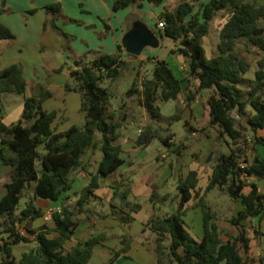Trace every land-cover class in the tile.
<instances>
[{
  "label": "trees",
  "instance_id": "1",
  "mask_svg": "<svg viewBox=\"0 0 264 264\" xmlns=\"http://www.w3.org/2000/svg\"><path fill=\"white\" fill-rule=\"evenodd\" d=\"M155 5H163L158 15L157 25L164 21L160 28L164 36L177 41L173 53L184 55L187 73L197 81V92L210 89L205 104L209 110L210 124L219 127L221 135H228L232 140L230 152L221 153L209 176L207 185L199 188V172L190 170L179 179L181 191L180 201L175 211L164 216L156 215L148 220L146 226L153 233L155 264H249L247 256L252 252V238L247 231L224 237L217 222L215 211L206 199L211 189L226 190L233 198L240 199L242 208L231 218L235 226L254 217L260 221L264 218V192L257 182H249L243 174L264 177V155H257L253 160L247 159L249 143L247 141L248 125L254 131L252 144L264 143V136L258 135L264 128V34L259 26L264 19V3L257 0H180L175 8L165 0H148ZM5 6V0H3ZM143 0H116L114 11L127 7H143ZM46 11L52 19L54 29L64 37V48L71 53L70 43L74 35L65 31L56 23V19L64 16L60 2L46 5ZM7 11L0 7V14ZM227 11L228 18L220 30V41L217 54L207 57L204 37L211 31V21L220 12ZM68 21L79 22L77 19L64 16ZM136 20V19H135ZM109 29L110 25L105 24ZM133 24L128 26V30ZM14 32L0 21V39L14 38ZM245 39L263 52L258 59L259 68L255 78H247L250 62L237 50L239 41ZM125 51L122 42L116 53L102 50H90L94 54L89 61L82 57L75 58V66L70 69V76L75 85H67L68 89L80 92L82 111L85 112L83 127L73 125L65 131H58L54 126L56 111H48L43 106L49 92L42 95L26 96L27 81L24 68L20 63L13 64L0 72V95L18 93L24 96L22 117L10 125L0 120V158L5 164L12 166L11 179L6 184L7 191L0 200V250L4 257L0 264H88L96 244L101 242L100 236H92L80 240L72 249L66 247L79 223L78 215L85 206L99 196L103 177L109 176L123 163L122 146L115 141L119 137L117 130L120 122L107 120L108 103L111 92L102 86L105 79L116 80L127 65L122 55ZM126 55L133 56L130 53ZM183 79L179 78L165 59H156L153 74L139 86L137 82L130 88L129 94H140L142 105L155 119L163 118L160 101L175 100L183 89ZM196 92L190 90L189 101L195 98ZM111 117V116H109ZM176 117V116H175ZM112 118V117H111ZM188 125V122H186ZM100 132L102 138L96 139ZM172 146L170 139L173 134L159 135L152 125L142 130L136 143L148 146L154 137ZM43 145L46 152H40ZM100 148L103 157L97 172L92 174L90 181L81 190L75 192V203L63 204L61 211H56L47 223L31 229L33 237L23 234L20 224L28 219L44 217L45 211L36 202L38 198L60 201L65 194L72 191L73 180L70 174L80 165L89 151ZM175 150H178L175 149ZM43 165L40 173L37 161ZM245 162L244 166L240 162ZM35 182V185L33 183ZM113 186L115 195H120L124 208L122 220L132 222V212L142 208L139 202L128 199L131 189ZM30 188L32 197L26 200L23 208H19L22 197ZM156 190L152 200L157 198ZM168 197L165 196L164 199ZM199 206L203 213V234L197 239L187 229L185 215L192 205ZM56 236H51L52 232ZM259 233V230H256ZM264 235V234H263ZM127 236L126 243L120 250H115L112 260L130 249ZM22 243H35V246L24 251L20 257L14 253V247ZM249 257V256H248ZM264 264V259H261Z\"/></svg>",
  "mask_w": 264,
  "mask_h": 264
},
{
  "label": "crops",
  "instance_id": "2",
  "mask_svg": "<svg viewBox=\"0 0 264 264\" xmlns=\"http://www.w3.org/2000/svg\"><path fill=\"white\" fill-rule=\"evenodd\" d=\"M115 1L116 0H5L4 6L3 0H0V7H5L7 9V11L0 14V21L7 25L15 34L14 38L0 39V72L13 64L20 63L24 68L27 81L25 95L34 96L42 95L47 92L50 93V95L44 99L43 106L48 111L57 112L54 126L58 131H65L81 121L82 96L80 92L68 89L67 85H70V83H68L69 78L67 79L68 76L66 77L64 74L59 73L63 68L61 57H67L68 52L64 48V37L54 29L51 23L45 27V22L48 21V19H52V15L47 13L45 7L50 3L60 2L62 4L64 16L66 15L79 21H68L64 16H60L56 19L58 25L75 36L70 43L71 53H73L76 58H80V56L88 50H102L109 53H116L118 51L119 44L124 34L128 31L126 19L128 10L126 9L129 7L125 8L123 14H120L113 10ZM179 1L180 0H165V3L170 5L171 8H175ZM143 3L145 9L152 12L154 11L157 16L162 11L164 5H155L148 0H143ZM103 20H107L110 25L107 33L104 32L105 25L102 22ZM156 26L158 30H161L157 24ZM205 39L206 36L204 37V41ZM176 47L177 46H174L173 49ZM121 53L124 54L123 51ZM171 53L172 61L177 65L179 63L180 69H185L187 65L180 60V54ZM154 54L153 52H146L145 49L140 59L142 60L151 56L153 61H156V55ZM169 64L171 66L170 62ZM68 73L70 75V68L68 69ZM61 74L63 75L62 80L59 76ZM65 78L67 81H65ZM182 84L183 89L179 97L183 94L182 104L187 106V108H183V110L188 112L191 118V120L186 119V122H188V125L193 130V135H195L196 129L192 121L198 118V114L207 112L205 102L208 97L203 98L199 95L200 91L197 92V81L195 79L191 80L189 84L186 82L185 77ZM185 89L189 92L186 93ZM190 90L196 92L195 98L192 101L188 100ZM210 92L211 90L209 89V93ZM4 97L7 96H5V94L0 95V120L10 125L22 117L24 98L19 101L15 109L5 114ZM13 114H15V117L12 116ZM141 131L140 129V132ZM257 134L264 136V128L259 129ZM101 138L102 134L97 132L96 139L100 140ZM252 138V141L249 143V152L247 151V159L249 161L253 160L257 155H264V149H261L257 144H252L255 138L254 135ZM115 142L120 144L123 149L122 157L124 158V163L116 170L122 175V187L129 185L131 189V193L128 197L129 200H131V195L136 198L143 197L142 202L144 203H141L142 208L138 212H132V216L134 217L132 222H125L122 220L124 214L119 211L115 212L110 210L106 203L107 196L113 197V194L115 195L113 192L114 188L112 187L115 186V182L112 180L105 181L104 183L101 182V187L97 190L99 197L87 204L84 210L78 215L79 223L72 238L67 240L66 247L72 249L80 240H85L92 236H100L102 240L95 245L88 264H105L106 261L113 257V252L115 250H120L124 246L128 236L130 249L122 253L115 261L120 264H140V262L134 263L133 261H135V259L132 261L133 263L129 261L131 260L130 256L133 257V255H135L138 256V258H140L139 260L144 264H154L156 257L153 252L155 244L153 233L146 226L150 218L158 215L155 203L151 198L152 192L155 191L153 187L154 184L150 183L149 177H138V175H134V172H131L133 175L128 173L129 170L132 171L131 168L135 161L138 159L140 160V155H125V152H128V146L135 149H143L144 147L138 145L136 141L127 146L126 139H121L120 141L118 139ZM170 142L175 145L174 138L170 139ZM99 153H101L102 158L103 156L100 148H92L84 158L82 165L77 167L70 174L74 188L72 191L67 192L62 200L52 201L38 198L36 200L37 204L46 212L49 207H57L75 202L77 199L75 192L87 185L92 174L97 172L98 162L101 161ZM179 153L181 154L182 151H179ZM165 156L166 155L163 157ZM196 158L199 159V157ZM93 159L96 162L95 164H92ZM197 164L198 161L193 167L188 166L184 172L183 169H181L180 173L182 176H185L190 170H197L199 172V188L202 190L204 187L201 185V180L205 178L207 185L213 168L209 172H205L203 168ZM11 171L12 166L5 164L0 158V200L7 191L6 184L11 179ZM163 174H165L164 177H167V171L163 172ZM258 179V177L251 176L248 178V181L257 182ZM119 184L120 183L117 185ZM257 184L259 185V189L264 192L263 186L258 182ZM192 203L193 201L190 202V205H192ZM189 211L185 215L186 226L188 225L187 217L189 216ZM168 213L170 212L167 211V214ZM195 213L193 221L196 234H193L191 231L189 232L195 238L199 239L203 234V213L199 206L195 207ZM42 218V222H39L37 219L25 220L22 225L19 226L21 232L25 234L22 228L28 223L35 224L34 228H38L45 223L50 226L52 225L51 220L46 221L44 217ZM246 221H249V219ZM255 221L260 220L256 218ZM34 228L27 226L29 231ZM256 230H259V233H256ZM149 233L151 235H149ZM57 234V232L53 231L51 236H56ZM247 234L252 238V252L248 255L249 260H251L249 264H262L254 257L257 253L256 247L258 240L260 241L261 238L264 239V218L260 221L259 227L255 228V236L249 234L248 231ZM149 251H152V253Z\"/></svg>",
  "mask_w": 264,
  "mask_h": 264
},
{
  "label": "rangeland",
  "instance_id": "3",
  "mask_svg": "<svg viewBox=\"0 0 264 264\" xmlns=\"http://www.w3.org/2000/svg\"><path fill=\"white\" fill-rule=\"evenodd\" d=\"M257 1L260 4L264 3V0ZM124 10L125 8L116 12L123 14ZM126 10H128L126 15L128 26L130 24H133L136 20H142L146 22L155 32L159 31L156 26L158 16L154 13V11L152 12L145 9L144 5L141 8L132 6ZM227 18L228 12L220 11L212 19L211 31L206 36V39L204 41L207 57H212L217 54V43L220 41V27L225 23ZM102 22L104 25L108 23L107 20H103ZM259 26L262 28L261 33L264 34V19L261 20ZM107 30L108 29L105 25L104 32L107 33ZM176 45L177 41L174 38L163 35V37H161L160 46L157 48L147 47L146 52L155 53V59H165L166 61L170 62L174 73L181 79L186 77V82L190 84L191 80H194V78L188 75L187 67H185V69H180L179 63L177 65L172 61L171 50ZM237 50L239 51L240 55L246 58L251 64V67L245 74V77L255 78V72L259 68L257 61L263 56L262 50L257 46L248 43L245 39L239 41ZM123 53L124 54L122 55L127 60V65L123 68L121 75L116 80L105 79L101 82V85L108 87L111 92V97L108 103L107 120L112 123H115L117 121L121 123V126L117 130V132L119 133V137L121 139L127 140V146L137 140L140 134V129L144 130L150 125L153 126V128L159 135H167L169 133L173 134V138L175 141V145L173 146H168L167 144L163 143L159 139V137L156 136L152 139V142L143 149H135L128 146V152H125V155H140V160L138 159L135 161L131 168L132 171L129 170L128 173L132 174L131 172H134V175H138V177H149L150 183L154 184V189L157 193H159L158 197L153 199L156 206V212L158 215L164 216L167 214V211H169L170 213L175 211L177 204L180 201L181 191L178 185L179 179L182 176L180 173L181 169H183L184 172L188 166L193 167L198 161V164L201 168H203V171L209 172L216 165L217 159L221 153L230 152L231 147L233 146L232 140L228 135H221L219 132V127L210 124L209 110L206 105L205 106L207 112H204V114L203 112L201 114H198V118L192 121L196 129V134L193 135V130L189 125L186 124V119L191 120V118L190 114L183 110V108H187V106H184V104H182L183 94L181 95V97H178L175 100H169L165 102L160 101L159 104L161 106L163 118H153L147 111V109L142 105L140 94L135 93L130 95L129 90L135 84V82H137L140 86L141 82L144 79L150 78L152 76L156 61H153L151 56L141 60V55H126V50L123 51ZM93 56L94 54L90 52V50H88L80 57H82L84 61H89L93 58ZM75 58L76 57L73 53H70V56H63V58L61 57L63 68L59 73L64 74L66 77L68 76V83H70L71 86H74L75 80L69 75L68 69H71L75 66ZM175 60L177 61L176 57ZM180 60L183 63H186L185 57L182 54H180ZM62 74L59 75L61 80L63 77ZM65 81H67L66 78ZM185 92L188 93L189 91L185 89ZM199 95H201L203 98L209 97V89H201ZM5 96H7L3 99L5 105V114L15 109L18 106L19 101L23 100L24 98L22 94L18 93H6ZM85 115V112L81 111V121L77 124L78 126H84ZM12 116L15 117V114H13ZM109 116H111L112 118ZM248 127L249 128L247 130V135L252 138V136L254 135V131L249 125ZM120 138H118L119 141L121 140ZM256 144L259 145L261 149H264V143ZM176 148H178V150H175ZM39 150L43 153L46 152L43 145L39 147ZM179 151H182V153L180 154ZM99 154L101 158V153ZM164 155L166 156L163 157ZM196 157H199V159ZM95 163L96 162L93 159L92 164ZM37 168L39 169L40 173L43 171V165L40 160L37 161ZM165 171H167V177H164L165 174H163V172ZM111 180L115 182L114 185L122 183V175H120L118 171H114L109 176L103 177L101 182L104 183L105 181ZM257 182L261 186H263L264 189V177L259 178ZM33 185H35V182L33 183ZM201 185L202 187L206 186L205 178H202ZM127 187H129V185H126L125 187L121 186V189H119L120 192ZM32 193V188L26 191L25 196L22 197L21 203L19 205L20 209L24 207L26 200H29L30 197H32ZM165 196H167L168 198L164 199ZM130 199L134 202H139L142 204L144 203L142 202L143 197L136 198L131 195ZM206 199L208 201V204L217 215V222L221 227V232L224 237L236 234L241 229L247 230L249 234L255 236V228H258L260 223V221H255L256 218L252 217L249 219V221H244L243 225L239 226H235L231 223V218L234 215H237L238 211L242 208V202L240 199L233 198L226 190H221L219 188L211 189L208 192ZM74 203L75 202H72V205ZM106 203L109 209L112 211H119L122 214H124V211H127V207H125L124 205V211L121 210L123 209V201L120 195L113 194V197L107 196ZM195 214V206L192 205L189 211V216L187 217V229L193 234H196V229L194 228L193 221ZM3 220L4 218L0 217V223H2ZM37 220L39 222H42L43 218H37ZM20 225H22V223ZM27 226L34 228L35 224L28 223L22 228L25 234L31 237L33 234L27 229ZM149 235L151 234L149 233ZM33 246H35V243H22L16 245L14 247V253L17 257H20L24 251ZM256 250L257 253L254 258L257 259V261L261 262V259H264V239L261 238L260 241L258 240ZM149 252L152 253V251ZM242 254L245 258H249L243 248ZM4 255V252L0 250V260L4 257ZM131 257L132 256H130L131 260L129 261L132 262L135 259V261H133L134 263H142L139 260L140 258H138V256L133 255L134 258ZM105 264L120 263L112 260L111 258L110 260L106 261Z\"/></svg>",
  "mask_w": 264,
  "mask_h": 264
},
{
  "label": "water",
  "instance_id": "4",
  "mask_svg": "<svg viewBox=\"0 0 264 264\" xmlns=\"http://www.w3.org/2000/svg\"><path fill=\"white\" fill-rule=\"evenodd\" d=\"M161 37V30L155 32L146 22L136 20L124 34L122 44L126 52L139 56L147 47H159Z\"/></svg>",
  "mask_w": 264,
  "mask_h": 264
},
{
  "label": "built area",
  "instance_id": "5",
  "mask_svg": "<svg viewBox=\"0 0 264 264\" xmlns=\"http://www.w3.org/2000/svg\"><path fill=\"white\" fill-rule=\"evenodd\" d=\"M164 25H165L164 21H160V22L158 23L159 28L164 27ZM246 138H247L248 141H251V139H252L249 135H247ZM240 165H241V166H244V165H245V162L241 161V162H240ZM243 177H244V178H246V177L249 178L250 176H248L247 173H244V174H243ZM61 209H62L61 206H57V207H49V208L46 210L45 215H44L45 220H46V221L51 220L53 214H54L56 211H61Z\"/></svg>",
  "mask_w": 264,
  "mask_h": 264
}]
</instances>
